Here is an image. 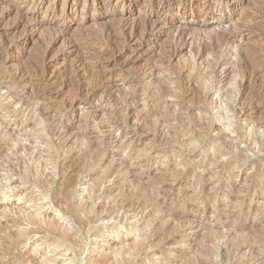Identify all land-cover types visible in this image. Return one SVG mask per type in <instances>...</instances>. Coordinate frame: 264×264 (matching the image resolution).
<instances>
[{
    "label": "rangeland",
    "instance_id": "rangeland-1",
    "mask_svg": "<svg viewBox=\"0 0 264 264\" xmlns=\"http://www.w3.org/2000/svg\"><path fill=\"white\" fill-rule=\"evenodd\" d=\"M29 1L0 23V264H264V0L154 39L164 0Z\"/></svg>",
    "mask_w": 264,
    "mask_h": 264
},
{
    "label": "bare ground",
    "instance_id": "bare-ground-1",
    "mask_svg": "<svg viewBox=\"0 0 264 264\" xmlns=\"http://www.w3.org/2000/svg\"><path fill=\"white\" fill-rule=\"evenodd\" d=\"M3 1H5V0H3ZM2 0H0V4L3 2ZM12 1V0H11ZM17 1V0H16ZM21 1V0H20ZM22 1H24V2H22V4L21 5H19V6H11V7H9V6H7L8 7V9H5V10H2V7L3 8H6V7H4L3 5L4 4H1L2 6H0V9L2 10V11H0V23H2V21L4 20V18H6L8 15H9V13L11 12V11H13V10H17L19 13H20V10H23V9H25V5L28 3V0H22ZM93 3V5H103V4H106L107 3V1L106 0H91ZM185 1L186 0H164V2L162 3V5L159 7H157L156 8V10H153V11H150V12H148L147 14H145L146 15V21H148L149 23H151V25H150V27H151V31H150V33H148L149 35H147V37L148 38H150V39H154L157 35H158V33L159 32H161V30H162V26L161 27H159L160 26V24H165L164 22H163V20L165 19V17H169L170 15H172V14H175V12H176V14H181V16L183 17L186 13H187V5L185 4ZM191 2H189L190 3V10H191V12H190V14H192V13H196V15L197 16H200V15H203V17H206L207 15H208V13L211 11V9H213V8H215L211 3H208V0H201V1H203V2H197V0H190ZM211 1V0H210ZM213 1V0H212ZM241 1V0H240ZM18 2V1H17ZM65 2V1H64ZM90 2V1H89ZM220 2V1H219ZM219 2H217V3H219ZM8 3H10V1L8 2ZM29 3H30V8H28V10H26V11H24V13H23V15H25V16H27V15H29L30 17H35L37 14H39V11H40V7H38L40 4V0H31V1H29ZM160 3V2H159ZM158 3V5H160ZM214 3V2H213ZM240 3H242V2H239L238 4H240ZM7 4V3H6ZM12 4V3H11ZM39 4V5H38ZM64 4V3H63ZM91 5V4H90ZM93 5H91L92 7H93ZM107 5V4H106ZM214 5H216V4H214ZM29 7V6H28ZM65 7V6H64ZM37 8V9H36ZM62 8H63V6H62ZM95 8V7H94ZM46 10V9H45ZM82 10V9H81ZM18 12H17V14H18ZM22 12V11H21ZM45 12V11H44ZM75 11H70V12H68V13H66L62 18H70L71 16H73V13H74ZM212 12V11H211ZM21 14V13H20ZM61 14V13H60ZM75 14V13H74ZM19 15V14H18ZM47 15V14H46ZM43 16H44V14H43ZM52 16V15H51ZM126 17V16H125ZM145 17V16H144ZM202 17V18H203ZM17 18H19V17H17ZM21 18V17H20ZM19 18V19H20ZM24 19V18H23ZM46 19V18H45ZM50 19V18H49ZM51 19H53V18H51ZM59 19V18H58ZM61 19V18H60ZM18 20V19H17ZM26 20V19H25ZM30 20V19H29ZM29 20H28V22H29ZM36 20V19H35ZM62 20V19H61ZM21 21V20H20ZM24 21V20H23ZM33 21H34V19H33ZM51 21V20H50ZM126 21V20H125ZM26 22H27V20H26ZM31 22V21H30ZM30 22H29V24H30ZM58 22V21H57ZM56 22V23H57ZM60 22V21H59ZM190 22V21H189ZM20 23V22H19ZM55 23V24H56ZM3 24V23H2ZM26 23H24V25H25ZM28 24V23H27ZM137 24V23H136ZM136 24H134V23H132V25L130 24V25H128L127 23H123V24H121V26L119 27V32H121L122 34L124 33V32H129L130 31V34L128 33V35H130V37L129 38H127V40H125L126 42H129V43H131L132 42V44H134V43H136V41H134V38H133V36L134 35H136V32H137V30H138V27H140L139 25H136ZM190 24V23H189ZM37 26V25H36ZM149 27V28H150ZM189 27V26H188ZM26 28V27H25ZM30 28V32L35 28V26H34V28H33V26L31 25H28V29ZM38 29V28H37ZM150 30V29H149ZM35 31V30H34ZM61 31V30H60ZM139 31H141V30H139ZM28 32V31H27ZM63 32V31H62ZM61 33V32H60ZM120 33V34H121ZM147 33V32H146ZM59 34V33H58ZM118 32H117V35H120ZM143 34V33H142ZM110 35V34H109ZM137 35H138V33H137ZM121 36V35H120ZM123 36V35H122ZM121 36V37H122ZM107 37V36H106ZM125 36H123V38H124ZM135 37V36H134ZM147 38V39H148ZM117 39H118V37H117ZM120 40V39H119ZM136 40V39H135ZM149 40V39H148ZM121 41V40H120ZM147 41V40H146ZM127 44V43H125V44H127L128 46L130 45V44ZM135 45V44H134ZM125 47V46H124ZM141 47V46H140ZM132 48V47H131ZM122 49V48H121ZM121 49H120V51L119 52H121ZM129 49V48H128ZM137 49V48H136ZM131 50V49H130ZM138 50H139V48H138ZM71 51V50H70ZM132 51V50H131ZM125 52V51H124ZM116 54H117V52H116ZM129 54V53H128ZM131 55V54H130ZM134 55V54H133ZM116 60H117V58H115ZM108 76V75H107ZM110 76V75H109ZM104 80V79H103ZM106 80V79H105ZM107 80H108V77H107ZM107 83H109V82H107ZM6 194H8V193H6ZM2 195H4V194H2ZM69 228L68 227H62V231H66V233L67 232H69V231H67ZM65 233V232H64ZM63 233V234H64ZM68 234V233H67ZM98 234V233H97ZM62 235V234H61ZM63 236V235H62ZM61 236V237H62ZM66 237V236H65ZM65 240V239H64ZM95 241V240H94ZM100 241V240H99ZM99 241H97V244H100L99 243ZM96 244V245H97ZM72 247V246H71ZM70 247V248H71ZM73 249V248H72ZM80 249V248H79ZM78 249V250H79ZM74 250V249H73ZM78 252H80V251H78Z\"/></svg>",
    "mask_w": 264,
    "mask_h": 264
}]
</instances>
